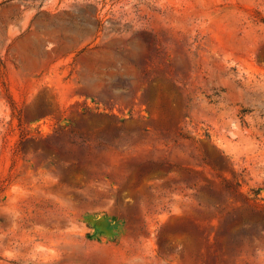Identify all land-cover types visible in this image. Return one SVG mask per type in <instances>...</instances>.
<instances>
[{"label":"rangeland","instance_id":"1","mask_svg":"<svg viewBox=\"0 0 264 264\" xmlns=\"http://www.w3.org/2000/svg\"><path fill=\"white\" fill-rule=\"evenodd\" d=\"M260 205L264 0H0V264H264Z\"/></svg>","mask_w":264,"mask_h":264},{"label":"trees","instance_id":"2","mask_svg":"<svg viewBox=\"0 0 264 264\" xmlns=\"http://www.w3.org/2000/svg\"><path fill=\"white\" fill-rule=\"evenodd\" d=\"M228 188H229V189H232V190H233L235 193H237L238 195H242V192H241V190H240V184H239L238 182H234V183L231 184ZM253 194H254L255 196L258 195L257 192H253ZM246 199H251V198L246 197ZM259 208H260L261 211H263V213H264V206H263V205H260Z\"/></svg>","mask_w":264,"mask_h":264}]
</instances>
